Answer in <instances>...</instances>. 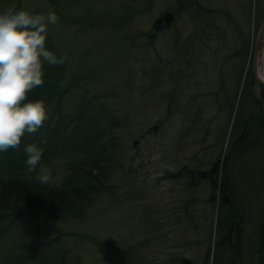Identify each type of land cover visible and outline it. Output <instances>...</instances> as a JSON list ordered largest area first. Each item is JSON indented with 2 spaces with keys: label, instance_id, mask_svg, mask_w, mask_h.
I'll return each instance as SVG.
<instances>
[{
  "label": "rangeland",
  "instance_id": "obj_1",
  "mask_svg": "<svg viewBox=\"0 0 264 264\" xmlns=\"http://www.w3.org/2000/svg\"><path fill=\"white\" fill-rule=\"evenodd\" d=\"M8 7L56 14L48 34L66 57L61 113L73 115L81 100H92L87 110L101 103L105 141L116 138L118 148L107 190L79 217L39 216L44 232L33 218L14 223L0 240V260L6 246L58 237L22 264H214L221 193L207 172L228 149L238 101L242 116L254 110L259 86L248 85L246 71L264 0H0V12ZM164 12L174 18L156 31ZM71 158L63 151L43 164L51 182L59 184ZM232 181L238 264H255L264 147L235 160Z\"/></svg>",
  "mask_w": 264,
  "mask_h": 264
},
{
  "label": "trees",
  "instance_id": "obj_2",
  "mask_svg": "<svg viewBox=\"0 0 264 264\" xmlns=\"http://www.w3.org/2000/svg\"><path fill=\"white\" fill-rule=\"evenodd\" d=\"M46 1L52 6L56 4V0ZM179 11V8L174 10L175 18L178 17ZM154 29L156 31L161 30L160 27ZM45 46L59 58L56 46L49 34H47ZM43 71V85L32 89L28 93L25 102L43 100L47 107L52 108L51 114L55 115L56 120L51 123V118H48L47 124L35 134H26L19 148H10L6 152H0V240L3 239L5 233L12 228L14 223L24 221L26 218L35 219L37 221L35 225L39 227V231L44 232L48 224L40 222L39 216L52 218L79 217L85 205L90 204L98 193L107 190L106 180L108 174L106 172L110 169L115 156L113 151L118 148L116 138L109 137L105 141L106 134L110 133L102 125V119L105 116L101 103L87 110L85 107L92 100L87 99L86 102L81 100L78 111L73 115L61 113L62 95L68 90V88L62 89L60 87L64 73L63 63L50 65L44 62ZM246 77L248 78V85L251 84L252 77L249 70L246 71ZM258 99L263 106L264 88L261 85H259ZM251 101L254 110L246 116H242L243 102L238 101L239 106L233 114L231 124L230 144L224 155L220 174L213 177L219 188L228 194L230 200L229 209V206L219 199L217 235L213 252L214 264H238L239 261L241 232L238 225L239 208L236 204V190L232 181L233 163L244 154L257 157L264 147V114L258 109L255 99L251 98ZM241 129L243 131L240 137L235 140ZM45 139L47 142L43 143L42 141ZM30 143H35L43 149V155L37 169L42 168L51 156L58 153L65 151L72 155L66 167V174L59 184L56 185L51 181L47 184H41L35 178L38 175L37 171L27 172L25 163L27 154L24 148ZM84 158L87 160H84ZM244 167L249 168L251 164L249 163ZM191 173V170H188V174ZM204 174L203 171L198 172V176ZM262 210L263 205L260 208L256 227L255 250L251 256H256L255 264H264V220ZM230 220L234 224L229 241L227 232ZM57 239L58 237H54L46 241H40L32 238L26 242L13 244L14 247L6 246V252L4 256L1 255L2 261L0 260V264H22L27 262L37 256L42 247H49ZM15 248L18 250L14 251ZM220 251H222V254H220ZM223 257L228 258L224 261ZM54 258L55 255H52L45 260ZM187 264L191 263L187 261Z\"/></svg>",
  "mask_w": 264,
  "mask_h": 264
},
{
  "label": "clouds",
  "instance_id": "obj_3",
  "mask_svg": "<svg viewBox=\"0 0 264 264\" xmlns=\"http://www.w3.org/2000/svg\"><path fill=\"white\" fill-rule=\"evenodd\" d=\"M54 12L47 15L8 7L0 12V152L19 148L25 135H33L49 118L43 100L26 101L28 93L44 83L43 63H64L46 48L48 25L55 24ZM46 143V139L42 141ZM27 172L40 164L43 149L35 143L24 148ZM41 184L50 182L51 173L40 168L35 177Z\"/></svg>",
  "mask_w": 264,
  "mask_h": 264
},
{
  "label": "water",
  "instance_id": "obj_4",
  "mask_svg": "<svg viewBox=\"0 0 264 264\" xmlns=\"http://www.w3.org/2000/svg\"><path fill=\"white\" fill-rule=\"evenodd\" d=\"M173 18L174 17H173L172 12H164L160 17V20L165 27H168L171 24ZM258 56L261 57L263 65H264V17L262 18V20H261V22L257 28L255 37H254L253 42H252V48H251V54H250V58H251L250 74L252 77V87H254L256 84H258V85L263 86V88H264V82L260 81L256 77V74H255L256 58ZM255 102H256L259 110L264 114V110L262 108V105L259 102L258 97H255ZM246 125H247V123L245 124V126ZM243 129H242V131H243ZM242 131H241V133H242ZM241 133L237 136V138L235 140H237L240 137ZM135 144H136V141L133 142V145H135ZM223 158H224V156H222L221 159L215 160V162L213 163V165L210 168V173H209L210 176L213 173L214 169L218 168V164L220 163V161H222ZM209 183L214 184L216 186V188L221 192L220 198H221L222 202L224 204H227L229 206V209H230V200H229L228 194L226 192H224L222 189H220L219 185L216 184L212 178H210ZM263 184H264V182H263ZM233 224H234L233 221L230 220L228 232H227V237L229 238V241H230V233L232 231Z\"/></svg>",
  "mask_w": 264,
  "mask_h": 264
},
{
  "label": "bare ground",
  "instance_id": "obj_5",
  "mask_svg": "<svg viewBox=\"0 0 264 264\" xmlns=\"http://www.w3.org/2000/svg\"><path fill=\"white\" fill-rule=\"evenodd\" d=\"M255 74L260 81L264 82V65L260 56L256 58Z\"/></svg>",
  "mask_w": 264,
  "mask_h": 264
},
{
  "label": "flooded vegetation",
  "instance_id": "obj_6",
  "mask_svg": "<svg viewBox=\"0 0 264 264\" xmlns=\"http://www.w3.org/2000/svg\"><path fill=\"white\" fill-rule=\"evenodd\" d=\"M176 19V18H175ZM161 20H160V17L158 18V19H156L155 20V22H154V24H153V28H156V27H160L161 26ZM150 36H152V34H149ZM183 51H185L184 53H187V51L186 50H184L183 48H181ZM242 130V129H241ZM241 133V132H240ZM239 135V134H238ZM223 160L224 159H222V161H220V163L218 164V168L220 169V167H221V164H222V162H223ZM209 173H210V169L208 170V172H207V176H208V179H209V181H210V178H212L213 179V175L211 174V176L209 175ZM215 182V181H214ZM214 185V184H213Z\"/></svg>",
  "mask_w": 264,
  "mask_h": 264
}]
</instances>
